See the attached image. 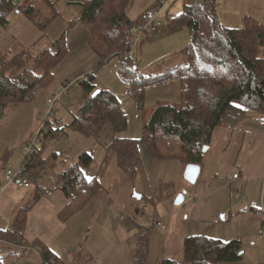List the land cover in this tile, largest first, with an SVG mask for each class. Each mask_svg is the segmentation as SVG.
<instances>
[{
	"label": "rangeland",
	"instance_id": "374dc122",
	"mask_svg": "<svg viewBox=\"0 0 264 264\" xmlns=\"http://www.w3.org/2000/svg\"><path fill=\"white\" fill-rule=\"evenodd\" d=\"M14 1L18 4L15 8L21 11L18 13L11 11L7 16L8 23L0 26V72L1 69L5 70L10 66L9 73L16 75L31 68L39 55L52 47L53 43L48 44L49 40L55 41L62 35H64L67 51L53 70L51 84L48 87L37 88L35 97L30 100L9 104L0 120V183L2 188L0 191V230L15 227V218L21 207L26 210L33 206L25 217L22 234L25 232L27 235L28 232L37 231L39 229L38 218L42 219L41 216L51 222L57 219L55 214L61 211L65 200L60 189L61 184L58 183L61 182V180L58 181V178L61 179L59 174L75 164L84 153H90L93 156L94 167L101 164L105 166L100 180L116 200L118 209L122 211L112 218L111 226L117 227L118 222L121 221L129 224L149 225L156 211L154 205L147 201L149 195L146 183L139 181L136 185L124 171L118 168L114 154L110 151L107 154V152L114 138L126 137L142 140L144 118L150 115L157 104L180 103V80L172 78L161 86H149L145 82L137 84L131 78L133 77L131 72L121 76L122 68L119 57L109 60L106 64H100L89 43V27L79 21L74 23V20L81 16L82 4L88 0ZM121 1L108 0L100 16V22L104 23L114 10H120ZM157 1L130 0L128 6L126 5V12L130 19L138 21L148 9L155 7ZM187 1L171 0L160 16L164 26L156 33L144 34L138 46L128 51L131 60L129 66L134 67L138 75L147 77L160 75L186 62L184 52H178L190 45L191 31L183 25L170 27L169 19L180 15ZM20 3L25 6L19 7ZM29 8L34 10L32 16L26 13ZM216 12L221 25L226 28H242L246 24V19H252L264 25V0H216ZM110 25L106 23L104 29H109ZM135 33L136 30L134 35ZM260 51V55L264 57V45L260 46ZM114 56L113 54L112 57ZM110 68H115L116 71L110 72ZM88 73L94 74V85L97 90L105 89L118 97L128 117V128L125 131L115 133L109 122H105L100 130H97L95 126L89 130L73 127L75 119H78V122L84 126L93 125L86 120L83 107L94 93L88 94L80 83L90 78ZM69 82L71 84L64 87V84ZM159 88L168 91V95L163 97ZM126 90H135L138 94L126 97L124 95ZM56 91L64 94L53 106V125L50 126L46 123L49 115L48 99ZM88 114L93 118L97 116L96 112L88 111ZM235 114L234 111H230L229 115L224 118L225 123L231 122L230 117H234ZM49 130H53L54 133L47 136L46 133ZM41 131L40 137L47 136V138L44 142L37 144V153L33 158L39 155V163L32 168L33 176L29 175L31 186L29 188L14 186L6 176V169L23 161L26 143ZM221 134H223L222 137ZM55 135H59L57 140L54 139ZM227 135L230 140H233L229 148L228 140L224 137ZM236 140L231 130L217 127L204 155L205 167L216 166L218 160H222L226 166L233 165L237 152ZM139 148L141 159L142 153L144 160L150 158V153H146L149 151L145 144L141 142ZM35 161H37L36 158ZM146 169L149 170V168ZM142 193L145 197L141 200L133 197L134 194L141 195ZM37 196L39 198L36 200ZM137 207L142 208L143 211L137 213L135 210ZM78 214L85 217L81 219L79 215V220L70 221V225L84 239L82 243L86 246L89 240L93 243L101 231L95 222L89 221L90 217L86 216L85 209L79 211ZM121 215L124 216V220L121 219ZM34 216L37 219H34ZM57 224L60 226V223L57 222ZM106 228L111 230L110 226ZM8 237L7 240L0 238V247H4L0 249V258L8 254L5 252L8 244L20 248L30 247L23 239ZM23 252H27L26 249ZM1 259L5 264H10L14 260L9 257Z\"/></svg>",
	"mask_w": 264,
	"mask_h": 264
},
{
	"label": "trees",
	"instance_id": "16d2710c",
	"mask_svg": "<svg viewBox=\"0 0 264 264\" xmlns=\"http://www.w3.org/2000/svg\"><path fill=\"white\" fill-rule=\"evenodd\" d=\"M129 2L130 0H122L121 9L114 10L111 18L103 23L100 22V16L108 0H88L82 4L81 16L75 19L74 23L79 21L89 27L90 46L101 57L102 64L119 57L121 76L131 72L133 74L131 78L137 84L145 82L149 86H161L172 78H178L181 100L178 104L169 102L157 104L150 115L144 118L142 140L115 138L109 151L115 154L119 168L131 179L136 176L141 163L139 148L141 142L156 158L176 159L184 165L201 166L206 152L205 147L209 145L215 129L223 123L230 111L242 108L264 113V57L260 55V46L264 45V25L246 19V24L242 28H226L219 21L216 0H188L183 12L169 19L170 27L187 26L192 33L190 45L183 50L186 62L157 76H141L134 71V67L129 66L131 60L128 51L132 49V37L144 16L138 21L130 19L126 12ZM23 3H20L19 7H24ZM17 6L14 0H0L2 25L8 23L7 16L11 11L17 13L21 11L15 8ZM33 11L29 8L26 13L32 16ZM106 23L111 25L105 30ZM66 51L62 35L53 42L50 49L39 55L31 68L16 75L9 73L10 66L5 70L1 69L0 120L9 104L25 102L32 91L51 84L53 70ZM88 76H90L88 80L80 83L88 94H92L97 90L94 85L95 77L93 73ZM88 111L96 112L97 116L93 118L90 114L87 115ZM83 113L86 120L93 125L84 126L75 119L73 127L89 130L95 126L100 130L105 122H109L115 133L128 128L127 114L122 109L118 97L108 90L101 89L95 98L90 97ZM52 131L46 135L53 134ZM35 158L32 157L26 165L27 173L39 163V155ZM41 162L43 163V160ZM93 163V156L84 153L75 164L61 174L60 189L68 200L60 212L61 220L66 221L83 209L102 189L98 176L89 178ZM169 185L164 184L162 187ZM38 198L39 196L36 200ZM32 207L26 210L21 207L15 218V227L0 230V238L7 240L9 236L21 240L25 225L23 223ZM141 247L135 253V264H145L147 244ZM183 249V264L235 263L242 257L239 240L222 242L203 235L187 237ZM41 255L43 264H48L50 259L56 260L51 257L49 251L45 250ZM0 264H5L1 258ZM162 264L177 263L165 260Z\"/></svg>",
	"mask_w": 264,
	"mask_h": 264
},
{
	"label": "crops",
	"instance_id": "0c3cea01",
	"mask_svg": "<svg viewBox=\"0 0 264 264\" xmlns=\"http://www.w3.org/2000/svg\"><path fill=\"white\" fill-rule=\"evenodd\" d=\"M53 42L49 40L48 44ZM183 48L178 53L183 52ZM93 53L102 64L101 57ZM162 89L159 88V91L166 97L169 92ZM234 112L236 114L230 117L231 122L226 124L224 119L219 126L231 130L237 139L233 165L226 166L222 160H218L216 166L205 167L203 160L195 184L184 179L187 165L181 161L159 159L150 152H146L150 153V158L144 160L142 153L143 164L138 166L137 174L131 181L136 185L139 181L146 183L149 195L147 201L154 205L156 211L149 225L121 221L117 227L111 226L112 218L122 211L100 180L105 166H92L89 178L98 176L102 189L83 209L86 210V216L90 217L89 221L95 222L100 228L101 234L95 241L91 243L89 240L84 246V239L70 225V221L79 220L78 216L82 217V214L77 212L68 220H61L60 212L68 201L64 196L62 209L55 214L57 219L51 222L41 216L42 219L38 218L39 229L22 235L23 241L32 250L23 252L24 248L22 250L2 240L8 244L5 248L8 254L1 258L14 259L10 264H43L41 252L46 250L56 259V264H135V253L146 243L145 264H162L165 260L183 264L185 239L203 235L222 242H241V259L225 264H264V235L260 234L264 229V113L242 108ZM224 137L228 140L229 148L233 140L228 135ZM21 163L12 167H18ZM30 173L32 177L33 169ZM236 174L238 178L234 177ZM164 184L170 185L162 187ZM184 191L187 192L185 200L177 205V196ZM141 196L138 200L143 199L145 194ZM133 197L137 199L135 194ZM190 199H193L192 203ZM135 210L137 213L143 211L140 207ZM34 219L37 218L34 216ZM121 219H125L123 215Z\"/></svg>",
	"mask_w": 264,
	"mask_h": 264
},
{
	"label": "built area",
	"instance_id": "2783aa9c",
	"mask_svg": "<svg viewBox=\"0 0 264 264\" xmlns=\"http://www.w3.org/2000/svg\"><path fill=\"white\" fill-rule=\"evenodd\" d=\"M171 0H158L157 4L155 5L154 8H150L147 10V12L144 15V18L140 25L138 26L135 35L132 37V42H131V48L134 49L138 46L140 43L141 37L144 34H153L156 33L161 27L164 26V23L161 21L160 16L163 11V9L170 3ZM1 26V22H0ZM111 71H116L115 68H110ZM91 73H88V75ZM81 80V79H80ZM79 80V81H80ZM71 84V82L64 84V87H68ZM54 95L48 99V104H49V115L47 118V122L49 123L50 126H52V116L54 114V109L53 106L54 104L59 101L63 94L62 92H53ZM138 94V91L135 90H126L125 95L127 96H136ZM36 95V90L32 91L30 94H28L26 100H30L31 98L35 97ZM81 121H84L80 119ZM51 128V127H50ZM43 131V130H42ZM39 132L36 136H32L28 142L26 143V146L24 147V159L21 163L20 166L18 167H9L6 170V174L8 179H10L11 184L14 186L20 187V188H29L31 186V178L29 174L26 171V165L30 162L34 154L37 153V144L39 142H44L45 139L40 137V134L42 133ZM50 131V130H49ZM59 138V135H55L54 139L57 140ZM238 174H236L234 177L238 178ZM193 199H190V203H192ZM164 227V226H162ZM260 234L264 235V229L260 231ZM22 248L24 249H30L28 246H23ZM48 264H54L55 260L50 259Z\"/></svg>",
	"mask_w": 264,
	"mask_h": 264
},
{
	"label": "water",
	"instance_id": "95a60500",
	"mask_svg": "<svg viewBox=\"0 0 264 264\" xmlns=\"http://www.w3.org/2000/svg\"><path fill=\"white\" fill-rule=\"evenodd\" d=\"M101 90H96L93 94V98H95L99 93H100ZM207 149V147H205ZM201 173V166L200 165H197V164H188L186 166V170H185V173H184V179L189 182L190 184H195L196 181L198 180L199 178V175ZM187 192H182L180 193L178 196H177V200H176V204L177 205H181L184 200H185V196H186ZM135 196L137 198H141L142 196L139 195V194H135Z\"/></svg>",
	"mask_w": 264,
	"mask_h": 264
}]
</instances>
